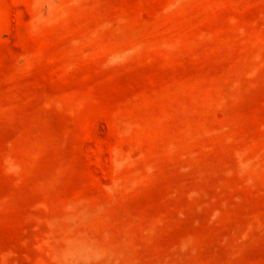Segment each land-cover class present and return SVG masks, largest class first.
Here are the masks:
<instances>
[{
  "label": "rangeland",
  "instance_id": "374dc122",
  "mask_svg": "<svg viewBox=\"0 0 264 264\" xmlns=\"http://www.w3.org/2000/svg\"><path fill=\"white\" fill-rule=\"evenodd\" d=\"M0 264H264V0H0Z\"/></svg>",
  "mask_w": 264,
  "mask_h": 264
}]
</instances>
